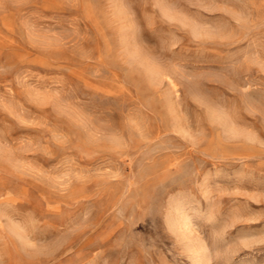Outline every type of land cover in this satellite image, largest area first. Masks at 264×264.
Wrapping results in <instances>:
<instances>
[{"label": "rangeland", "instance_id": "1", "mask_svg": "<svg viewBox=\"0 0 264 264\" xmlns=\"http://www.w3.org/2000/svg\"><path fill=\"white\" fill-rule=\"evenodd\" d=\"M0 264H264V0H0Z\"/></svg>", "mask_w": 264, "mask_h": 264}]
</instances>
